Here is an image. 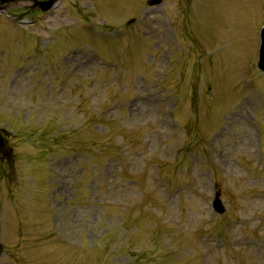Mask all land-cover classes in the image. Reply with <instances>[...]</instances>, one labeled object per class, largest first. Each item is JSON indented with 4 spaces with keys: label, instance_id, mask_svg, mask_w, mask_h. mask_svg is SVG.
<instances>
[{
    "label": "rangeland",
    "instance_id": "374dc122",
    "mask_svg": "<svg viewBox=\"0 0 264 264\" xmlns=\"http://www.w3.org/2000/svg\"><path fill=\"white\" fill-rule=\"evenodd\" d=\"M135 1L129 17L137 13L142 24L128 36L144 34L121 42L108 64L78 63L61 86L57 66L44 68L46 76L0 71V128L14 150L0 162V264H51L47 252L64 245L82 252L62 253L59 264H264V73L256 68L264 0H163L162 8L94 0L122 17L117 24L99 19L86 0H67L62 10H77L87 26H123ZM77 15L46 24L52 31ZM151 39L162 46L156 56ZM77 40L67 32L58 49ZM171 65L175 93L163 88ZM198 86L201 95L191 90ZM194 94L202 108L191 117ZM107 104L121 127L102 124L108 119L96 109ZM92 118L100 123L84 128ZM214 184L223 216L210 208ZM72 186L79 199L65 202ZM48 200L57 226L38 221Z\"/></svg>",
    "mask_w": 264,
    "mask_h": 264
},
{
    "label": "flooded vegetation",
    "instance_id": "af4514ba",
    "mask_svg": "<svg viewBox=\"0 0 264 264\" xmlns=\"http://www.w3.org/2000/svg\"><path fill=\"white\" fill-rule=\"evenodd\" d=\"M41 1L44 0L24 1L22 2L24 4H22L21 1H15V3L0 2V8L6 10V13L8 12L10 14V16H7V19L0 14V37L2 36L0 44H5L6 42L7 45L13 47L15 41H20L25 44L30 39H35L31 38V35H33L35 31H42L45 23V13L40 11L39 7H35L41 3ZM23 17L32 21L30 26L18 28L12 25V23L16 24L20 22L19 19ZM39 50L38 45L35 44L32 53L38 54ZM21 56L22 54L17 59Z\"/></svg>",
    "mask_w": 264,
    "mask_h": 264
},
{
    "label": "water",
    "instance_id": "95a60500",
    "mask_svg": "<svg viewBox=\"0 0 264 264\" xmlns=\"http://www.w3.org/2000/svg\"><path fill=\"white\" fill-rule=\"evenodd\" d=\"M160 0H152L151 4H156ZM260 67L264 70V33L262 36V44H261V51H260ZM0 154H2V158H9L11 156V147L9 146L8 142L3 138L0 133ZM218 197V194H217ZM215 208L216 211L222 213L223 208L221 206L220 201L216 198L215 200Z\"/></svg>",
    "mask_w": 264,
    "mask_h": 264
}]
</instances>
